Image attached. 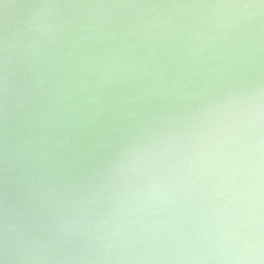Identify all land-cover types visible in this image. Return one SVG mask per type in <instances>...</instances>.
Returning <instances> with one entry per match:
<instances>
[{"label": "water", "instance_id": "water-1", "mask_svg": "<svg viewBox=\"0 0 264 264\" xmlns=\"http://www.w3.org/2000/svg\"><path fill=\"white\" fill-rule=\"evenodd\" d=\"M247 220L264 0H0V264H197Z\"/></svg>", "mask_w": 264, "mask_h": 264}, {"label": "clouds", "instance_id": "clouds-1", "mask_svg": "<svg viewBox=\"0 0 264 264\" xmlns=\"http://www.w3.org/2000/svg\"><path fill=\"white\" fill-rule=\"evenodd\" d=\"M256 123L261 118L260 109L256 108ZM255 231L259 230V219L255 222ZM253 221H244L239 228L245 231H238L229 236L218 238L226 242L227 246L216 249H206L204 254L199 257H178L181 261L193 260L197 264H264V244L261 243L259 236L253 234ZM111 246V245H110Z\"/></svg>", "mask_w": 264, "mask_h": 264}]
</instances>
